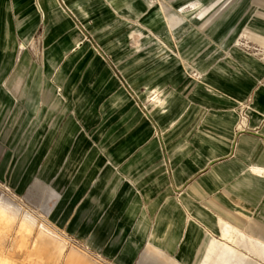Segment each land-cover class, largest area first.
<instances>
[{"label":"rangeland","instance_id":"374dc122","mask_svg":"<svg viewBox=\"0 0 264 264\" xmlns=\"http://www.w3.org/2000/svg\"><path fill=\"white\" fill-rule=\"evenodd\" d=\"M143 2L145 15L157 13L158 21L147 30L146 16L139 15L133 22L136 34L126 45L100 47L85 33L91 50L111 69L114 83L108 94L93 96L82 111L74 109L69 73L60 83L54 74H41L59 100L41 113L43 87H37L33 76L41 66L42 28L29 44L18 39L13 46L0 45L10 52L9 67H0V264H198L204 245L221 236L223 221L248 237L264 239V222L258 221L261 206L251 200L223 193L217 218L209 222L196 214L182 186L169 188L161 180L172 176L171 151L195 146L178 141L187 123L177 109L178 87L187 81L189 90L193 82H203L205 72L231 58L234 49L260 61L264 56V40L251 33L235 34L232 47L211 42V22L227 7L254 9L264 0ZM24 54L25 63L17 68ZM119 89L122 95L114 93ZM248 99L229 106L236 114L235 127L241 120L239 108ZM250 113L256 114L251 104ZM230 144L233 148L235 141ZM146 146L161 152L148 170L150 190H136L135 212L119 216L113 198L126 176L121 174L130 172L124 164ZM177 208L184 223L157 221ZM40 233L44 239L34 249Z\"/></svg>","mask_w":264,"mask_h":264},{"label":"crops","instance_id":"0c3cea01","mask_svg":"<svg viewBox=\"0 0 264 264\" xmlns=\"http://www.w3.org/2000/svg\"><path fill=\"white\" fill-rule=\"evenodd\" d=\"M145 12L143 0H0V45L13 46L18 39L29 44L34 32L42 28L41 66L35 67L33 76L37 87H43L41 113L59 104L54 96L56 91L39 77L41 74L45 77L54 74L56 82L60 83L69 73V94L76 95L74 109L82 111L93 96L108 94L114 83L111 69L103 56L91 50L92 41H85V33L100 47H121L136 34L137 27L133 22ZM145 16V27L149 30L158 21V16L157 13ZM246 32L264 40V5L254 9L244 4L227 7L221 17L211 22L209 40L232 47L235 36ZM5 50H0L2 69L9 67L10 52ZM25 59L26 54L17 68L25 63ZM186 83L179 86L177 92L178 112H183L187 121L186 129L178 134V141H189L195 146L188 151H171L174 170L171 177L163 176L162 182L169 188L182 186L193 199L196 214L201 218L203 215L205 221L207 218L209 222L215 221L219 198L225 193L227 198L241 197L251 200L253 206H261L258 221L264 222V56L260 61L234 49L231 58L205 72L203 82H193L189 90ZM211 89L225 97H217ZM114 93L122 95L120 89ZM182 95L186 96V101L181 100ZM248 97L256 112L250 113L249 125L257 128V132L238 134L234 130L236 114L229 111V106L234 100ZM231 141H235L233 148ZM148 146L132 152L124 164V169L130 172L121 174L127 177L120 179L113 198L119 216L135 212L136 190L145 194L150 190L148 170L160 160L161 152L155 146ZM172 204L177 206L174 201ZM152 205L148 204L149 207ZM175 211L172 216L168 214L157 221L184 223L180 210ZM222 224L221 236L204 245L198 264H264L263 238L248 237L227 221ZM221 237L225 242L219 240ZM57 252L61 254L60 247Z\"/></svg>","mask_w":264,"mask_h":264},{"label":"built area","instance_id":"2783aa9c","mask_svg":"<svg viewBox=\"0 0 264 264\" xmlns=\"http://www.w3.org/2000/svg\"><path fill=\"white\" fill-rule=\"evenodd\" d=\"M251 104V98L246 100L243 104H241V107L239 108V115L241 116V120L238 122L237 126L235 127V131L237 133H244V132H250V126L247 123V118H249L247 112L250 108ZM254 133L257 132V128L252 129Z\"/></svg>","mask_w":264,"mask_h":264},{"label":"bare ground","instance_id":"6f19581e","mask_svg":"<svg viewBox=\"0 0 264 264\" xmlns=\"http://www.w3.org/2000/svg\"><path fill=\"white\" fill-rule=\"evenodd\" d=\"M44 239V237L42 236V234L40 233L33 241L32 243V247L34 249L38 248L41 245L42 240Z\"/></svg>","mask_w":264,"mask_h":264}]
</instances>
